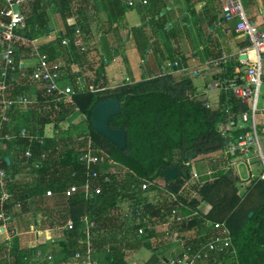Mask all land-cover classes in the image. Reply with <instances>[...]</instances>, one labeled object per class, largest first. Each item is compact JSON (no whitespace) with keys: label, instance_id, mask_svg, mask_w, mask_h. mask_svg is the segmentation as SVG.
<instances>
[{"label":"trees","instance_id":"16d2710c","mask_svg":"<svg viewBox=\"0 0 264 264\" xmlns=\"http://www.w3.org/2000/svg\"><path fill=\"white\" fill-rule=\"evenodd\" d=\"M94 1L34 0L26 6L22 35L29 41L50 34L49 11L59 16L63 30L52 41L42 44L41 51L47 53L51 61L61 64L60 87L69 86L73 94L50 103V107L43 110L47 99L45 84L31 79V66L18 70L16 80L6 90V99L35 95L36 103L28 106L15 104L7 113L9 122L1 130L15 133L17 137L0 143V169L7 176L10 195L2 208L7 220L5 223L0 221V227L6 225L10 236L14 235L13 223L16 220L23 222L24 229L30 219L39 230L65 227L62 238L48 251L53 255L52 262L44 259L42 264H66L80 248L78 240L83 238V219L87 218L96 224L93 230L94 257L98 264H127L126 256L142 248L153 252L144 264H165L168 257H159L158 252L168 247L173 234L183 238L184 246L196 251L216 236L212 227L205 228V222H220L229 229L234 254L231 248L209 252L197 264H264V180L255 178L243 195H238L236 183L239 178L232 169L222 168L214 160L215 164L210 165L211 175L201 177L200 183H191V161L223 148L224 139L218 130L225 117L222 95L218 108L206 107L194 95L195 88L190 78L175 79L171 73L174 66L172 70L152 78L121 84L98 93L89 92V86L96 85L100 78L105 80L102 63L93 71L92 81H88L84 70L80 69L82 81L76 82L73 64L86 65L87 70L92 71V64L86 59L89 50L83 52L81 48L91 35L88 13H92L94 20L98 19ZM98 1L105 17L104 30L101 31L120 34L131 30L140 53L144 54L148 45L155 43L153 36L166 29L167 24L162 23L159 17L161 8L165 9L161 0H146L156 10L155 13L148 19L142 18L140 26L130 29L126 12L136 6H127V0ZM160 1L162 4L158 8ZM240 1L248 19L255 23L260 13L257 0ZM186 3L189 7L195 5L193 0H186ZM262 4L264 7V0ZM217 20L215 11L209 25L213 26ZM146 27L152 31L150 34ZM63 41L67 45H62ZM208 41L212 43L210 39ZM20 55H15L16 64L23 58ZM235 67V64H227L221 77L231 76ZM111 99L119 101L120 114L110 118V129L126 132L124 149L115 146L92 127L95 105ZM232 104L235 113L238 109H246L237 100ZM77 117L81 118L75 124ZM22 127L44 136V144L29 145L18 135ZM55 130L58 134L54 133ZM75 130L79 135L87 132L92 152L98 156L107 155L118 169L109 182L100 179L101 194L88 200L81 192L65 198L64 191L71 185L81 186L93 171L100 175L101 171L109 172L111 168L106 162L87 168L78 160L79 152L87 148L88 138L76 141L73 136ZM213 145L220 147L206 149ZM29 146L33 158L21 166L20 159ZM45 150L50 152L41 158L40 153ZM173 168L178 176L168 180L166 172ZM143 182L151 184L149 191L162 186L175 198L167 196L155 204L148 203L138 189ZM49 190L52 195L47 197ZM127 201L140 206L145 202L140 216L130 227H127L123 209ZM178 203L183 205L180 223L171 222L163 232L146 229V223L154 227L164 224ZM202 203L210 206L205 214L199 211ZM26 219L29 220L27 223ZM68 220L72 222L70 228L66 227ZM140 227L145 230L138 235ZM15 241L16 238H11L5 245H0V264H6L3 255L9 244L12 246L11 264H33L37 251L46 252L44 246L20 248Z\"/></svg>","mask_w":264,"mask_h":264},{"label":"built area","instance_id":"2783aa9c","mask_svg":"<svg viewBox=\"0 0 264 264\" xmlns=\"http://www.w3.org/2000/svg\"><path fill=\"white\" fill-rule=\"evenodd\" d=\"M221 9L222 19L226 22L233 23L235 34L243 39L246 44L243 48L234 53H226L221 51L217 58H214L209 63L214 74L215 80L211 82L208 89L217 92V107L219 106L220 95L224 98L225 117L223 123L218 127L219 133L224 139V145L219 152L224 154L226 158L236 154L248 156L255 154L261 166L260 178L264 180V149L261 144V138L258 132L257 119L259 118L264 123V32L261 31L256 23L250 21L244 11L240 0H217ZM34 0H0V106L2 113L0 115V143L10 142L17 137V134L10 132H2L3 126L9 122L7 115L8 111L13 108L15 104L28 106L36 103L35 95H21L16 99H6L5 92L10 85L16 80L18 70L21 68L31 66L33 73L31 79L36 82H43L44 91L47 96L45 104L42 106L43 110L50 107V103L58 102L60 99L71 97L73 94L69 86L60 87L59 80L61 79V64L53 62L49 59L47 53L41 51V45L34 41H29L23 37V29L25 27V9ZM146 0H127V6L135 7L136 5L145 6ZM67 45L66 41L61 43ZM81 51H87L85 45L82 46ZM21 53L22 55H20ZM23 56L22 59L15 63V55ZM235 64L236 67L231 76L222 78L224 74V67L227 64ZM175 63H168L165 67L161 68V73H166L172 70ZM121 85V84H118ZM114 87L107 86L104 79L100 78L96 85H91L87 89L89 92L98 93L105 90H111ZM197 97V96H196ZM199 98L206 107L209 104L204 97ZM233 100H237L241 105L246 107L245 110L238 109L236 113L233 111ZM231 102V103H230ZM215 108V109H216ZM264 136V127H262ZM55 134L58 132L55 130ZM19 136L25 138L29 145L36 143L40 146L44 144V136H40L37 131H29L27 128L22 127L19 129ZM88 136L87 132L74 135L75 140L82 142ZM88 144L85 151L81 150L78 154V160L86 164L87 168L96 166L101 162H106L111 168V171H93L90 178H87L81 186L71 185L64 191V197L68 198L75 193L81 192L85 200L91 199L94 196L101 194L102 189L99 181L102 178L103 182L110 181V177L118 172L116 163L107 157V155L98 156L91 150L89 137ZM264 140V137H263ZM50 152V150L42 151L41 158ZM33 158V152L29 146L21 157L20 165L24 166L26 160ZM211 170L206 173L197 174L196 172L190 173L191 181L200 183L201 177L210 176ZM150 183H140L139 190L146 198L148 203L155 204L162 198L172 196L162 186H157L156 190L149 191ZM52 192H46V196L50 197ZM10 197L7 191V176L3 170L0 169V221L5 223L7 217L5 216L2 208L6 200ZM124 216L126 221L133 225L134 221L140 216L141 208L145 205L142 202L141 206L136 205L133 201L124 203ZM182 204L178 203L175 209L167 217V221L162 224L166 230L169 228L171 222L180 223L183 219L180 208ZM84 222V235L83 238L78 240L80 246L79 250L75 251L70 256L66 264H98L95 255L94 235L93 230L96 227L95 222L83 219ZM72 226L71 220L66 222V227ZM212 227L216 232V236L208 241L204 246L196 251H192L189 247L184 246L183 238L178 234H173L170 237V243L178 244L180 249L173 252L172 259L165 261V264H197L209 252H218L228 250L231 248V237L229 229L224 223L220 222H205V228ZM65 227L54 228L53 230L58 234H63ZM146 229L157 230L150 223H146ZM145 228L140 227L137 230L138 235L144 233ZM51 245L56 244L52 238L48 239ZM8 250L12 247L7 246ZM231 253L234 254L231 248ZM42 256L39 251L36 252V258ZM7 264H11L8 253L4 254ZM53 255L47 253L45 258L47 262H52Z\"/></svg>","mask_w":264,"mask_h":264},{"label":"crops","instance_id":"0c3cea01","mask_svg":"<svg viewBox=\"0 0 264 264\" xmlns=\"http://www.w3.org/2000/svg\"><path fill=\"white\" fill-rule=\"evenodd\" d=\"M161 1L164 2L163 5H165V9L161 8L159 17H161L160 21L162 23L165 22L167 25L165 31L159 32L153 36V41L155 43L148 45L145 55L141 59V63L143 65L142 79L152 78L158 74H161V68L165 67L170 62L175 63L176 65L171 71L175 79L190 78L195 88L194 95L197 97L206 98L209 104L210 93L213 92L216 98H218L216 91L208 89L211 82L216 78V75L209 66V63L211 60L217 57L221 51L226 53L237 52L239 49L245 46L246 42L235 34L233 23L223 21L218 1L193 0V2H195L193 7H189L186 3V0ZM161 1L160 3H157L158 8L161 7ZM257 4L260 8V13L255 23L258 28L264 32V7L262 0H257ZM149 6L150 10H148ZM133 9L134 11L128 10L126 12V20L129 29L140 26L142 23V18L145 17L148 19L156 11L151 6V3H148L146 6L136 5V7ZM215 11H217L218 20L213 26H210L209 21L213 17ZM57 27L58 26H51L50 34L47 37L37 39L36 42L42 45L50 40L52 41V39L57 37L54 36L57 32ZM100 28L104 29V21L100 24ZM62 29L58 31V34L62 31ZM146 30H149V34L152 32L147 27ZM121 33H111L113 36L111 40L105 39L106 34L109 33L102 32V39L99 41L101 46H99V48L102 47L105 49L106 47H109L110 45L108 44H112V42L119 44L118 42L121 40ZM209 39L212 41V43H208ZM136 40L135 34H133V32L130 30L127 35V44L128 46L132 47V49L138 51V44ZM86 43L89 45H95L92 37H89ZM120 50L123 52L124 47H122ZM120 50H114V55L117 56ZM110 64L106 63L104 68L107 86L114 87L118 84H125L122 82L124 80H126L128 83L138 81L133 79V77L128 74L124 76L120 75V70L118 69L119 66H117L118 64H116L115 58H112ZM107 68L111 69L110 74L107 73ZM92 73L93 71L88 70L85 72V76L91 77ZM81 78L82 77L80 76L79 79L82 81ZM206 80H211V82L207 83ZM210 108L215 109L213 107ZM208 210L209 205L206 203H202L199 206V211H201V213L205 214ZM27 221L29 220L26 219L25 222L27 223ZM126 224L127 227L131 226V224L128 222H126ZM13 225V236L9 235L6 225L0 227V245H5L11 238H16L15 242L20 248H35L37 246H44L46 248V252L42 254L41 257L34 258L35 262L33 264H42L46 254L52 246L48 240L49 238L54 239L55 242H58L62 238V235L56 233L53 229H36L32 220L28 222V227L25 229L23 228V222L20 220L14 221ZM165 230V227L157 226L158 232H163ZM170 244L172 247H170ZM9 246H11V244H9ZM179 247V245L173 246V244L169 242L168 247L166 249L160 250V253L158 252V254L160 257H168L167 255H173V252H177L180 249ZM10 250H8L7 247L4 254L8 253L11 263ZM152 254L153 252L142 248V250L140 249L136 252L129 253L126 256L125 262L127 264H144Z\"/></svg>","mask_w":264,"mask_h":264},{"label":"rangeland","instance_id":"374dc122","mask_svg":"<svg viewBox=\"0 0 264 264\" xmlns=\"http://www.w3.org/2000/svg\"><path fill=\"white\" fill-rule=\"evenodd\" d=\"M93 4L96 6L97 8V15H98V19L94 20L92 18V13L89 12V18L91 20V35L90 37L93 38V42L95 45H89L87 43L84 42L85 47L89 50L88 55L86 57L87 62L92 64V71H94L98 65L103 63V67L105 68L106 63L110 64L112 58L116 59V64H118L117 66H119V74L124 76L126 74L130 75L133 77V79L135 80H141L143 77V69H142V63H141V59L142 57H144L145 53H140L139 51H136L134 49H132V47L128 46L127 44V35L128 32L127 31H123L121 33V40L120 42H118L119 44L112 42V44H108L110 45L109 47H106L105 49H103L102 47L99 48V46H101V43H99V41L102 39L101 38V29L100 28V24L105 20L104 14L102 12L101 6L99 4L98 0H95L93 2ZM130 11H134V9L130 10ZM49 20H50V25L51 26H58L57 28V32L54 36H58V31H60V29H62V24H61V20L59 18V16L57 14H54L52 12L49 11ZM63 30V29H62ZM104 30V29H102ZM112 34H106L105 39H111L112 40ZM108 42V41H107ZM106 42V43H107ZM107 45V46H108ZM122 47H124V51L122 52L120 49H122ZM114 50H120L119 54L116 56L114 55ZM124 53V55H123ZM109 62V63H108ZM127 62V64H126ZM111 65V64H110ZM145 66V65H144ZM73 68V74H75V76H77L76 82L80 83V79L79 77L81 75L80 73V69H82V71L85 73L87 70V66L86 65H81L80 63H75L72 66ZM107 73L110 74L111 73V69L107 68ZM118 74V75H119ZM88 81H92L93 74L91 75V77H87ZM106 81V80H105ZM123 83H128L126 80L122 81ZM207 83H210L211 80H206ZM83 88V87H82ZM81 91H85L83 89H81ZM209 106L216 108L217 107V98L215 96V94L212 92L209 94ZM81 117H77V119L74 121L75 124H77L80 121ZM257 123L259 125L258 127V132L261 138V144L262 147L264 149V140H263V132H262V127H264V123L262 122V120H260L259 118L257 119ZM78 134V132L75 130L73 132V136ZM216 161V164H219L220 167L225 168V169H232V171L234 172V174L239 178V181L236 183V190L238 195H243V193L245 192L246 188L252 183V181L260 176L261 173V166L260 163L258 161V158L255 154H251L248 156H243L242 154H236L234 156H229L228 158H226V156L224 154H221L220 152L217 153H212L210 155H203V156H199L196 157L195 159H193L191 161V170L193 172L196 173H206L208 170H210V165L211 164H215L214 162ZM226 161V162H225ZM225 162V163H223ZM192 183V181H191ZM190 185V184H189ZM125 207V205H123ZM210 207V206H209ZM38 219V218H37ZM31 221V220H30ZM169 245V244H168ZM178 245V244H176ZM175 244H173V246H176ZM170 247H172V245L170 244ZM160 253V252H159ZM166 255V254H165ZM169 259H172L173 257H175L174 255H167ZM160 257V256H159Z\"/></svg>","mask_w":264,"mask_h":264},{"label":"water","instance_id":"95a60500","mask_svg":"<svg viewBox=\"0 0 264 264\" xmlns=\"http://www.w3.org/2000/svg\"><path fill=\"white\" fill-rule=\"evenodd\" d=\"M120 114V104L117 99L104 100L97 103L92 112V127L104 138L120 149L127 145L126 132L124 130L110 129V118ZM220 145L209 146L206 149L218 148ZM178 176L175 168L166 172L168 180Z\"/></svg>","mask_w":264,"mask_h":264}]
</instances>
